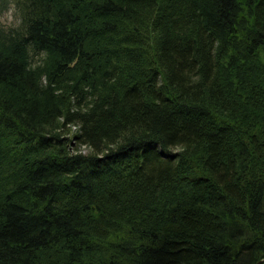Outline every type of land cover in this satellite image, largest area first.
Instances as JSON below:
<instances>
[{"label": "trees", "instance_id": "16d2710c", "mask_svg": "<svg viewBox=\"0 0 264 264\" xmlns=\"http://www.w3.org/2000/svg\"><path fill=\"white\" fill-rule=\"evenodd\" d=\"M10 6L0 264L264 259V0Z\"/></svg>", "mask_w": 264, "mask_h": 264}, {"label": "rangeland", "instance_id": "374dc122", "mask_svg": "<svg viewBox=\"0 0 264 264\" xmlns=\"http://www.w3.org/2000/svg\"><path fill=\"white\" fill-rule=\"evenodd\" d=\"M13 12L14 11H13L12 7L10 6L9 9L2 14V16H1L2 18L0 20L2 27L3 26L4 27L14 26L16 20H15V16H14ZM33 59L35 60L36 58L33 57ZM83 152H84V150H83Z\"/></svg>", "mask_w": 264, "mask_h": 264}, {"label": "water", "instance_id": "95a60500", "mask_svg": "<svg viewBox=\"0 0 264 264\" xmlns=\"http://www.w3.org/2000/svg\"><path fill=\"white\" fill-rule=\"evenodd\" d=\"M260 263H263L264 264V259L259 260L256 264H260Z\"/></svg>", "mask_w": 264, "mask_h": 264}]
</instances>
